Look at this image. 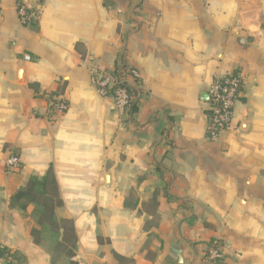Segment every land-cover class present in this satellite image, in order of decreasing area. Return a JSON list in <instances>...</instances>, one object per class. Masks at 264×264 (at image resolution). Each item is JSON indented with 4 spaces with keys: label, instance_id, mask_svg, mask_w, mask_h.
<instances>
[{
    "label": "crops",
    "instance_id": "obj_1",
    "mask_svg": "<svg viewBox=\"0 0 264 264\" xmlns=\"http://www.w3.org/2000/svg\"><path fill=\"white\" fill-rule=\"evenodd\" d=\"M121 63L140 74L124 118L92 83ZM231 71L242 90L213 141L206 94ZM50 169L74 234L15 198ZM215 240L226 264H264V0H0V264H213Z\"/></svg>",
    "mask_w": 264,
    "mask_h": 264
},
{
    "label": "built area",
    "instance_id": "obj_2",
    "mask_svg": "<svg viewBox=\"0 0 264 264\" xmlns=\"http://www.w3.org/2000/svg\"><path fill=\"white\" fill-rule=\"evenodd\" d=\"M16 11L23 25L38 21L41 15L39 7L23 1L16 3ZM24 60L31 61V55L24 54ZM92 83L100 96L113 99L121 118L132 112L137 100L134 90L140 86V74L135 68H128L123 63L113 70L94 67ZM242 86L243 75L240 71H231L213 80L208 90L207 136L210 140H218L221 133L231 126ZM67 109L68 102L60 94L51 98V110L54 115L64 113ZM5 167L7 171L18 170L21 167L20 156L11 152L5 160ZM2 248L0 244V251ZM205 259L213 264H226L225 247L222 242L212 241L205 252Z\"/></svg>",
    "mask_w": 264,
    "mask_h": 264
},
{
    "label": "trees",
    "instance_id": "obj_3",
    "mask_svg": "<svg viewBox=\"0 0 264 264\" xmlns=\"http://www.w3.org/2000/svg\"><path fill=\"white\" fill-rule=\"evenodd\" d=\"M15 198H26L27 201H32L41 206L43 209L41 221H49L52 226H63L65 229H70V231L74 234V230L70 226L69 220L64 219L57 222L54 218V210L57 207L62 206V202L60 200L58 183L54 177L52 169H50L47 176L42 179L37 176H32L25 190H20L15 195ZM25 205L26 204H23V206ZM2 255H4V248L0 251V256L2 257Z\"/></svg>",
    "mask_w": 264,
    "mask_h": 264
},
{
    "label": "water",
    "instance_id": "obj_4",
    "mask_svg": "<svg viewBox=\"0 0 264 264\" xmlns=\"http://www.w3.org/2000/svg\"><path fill=\"white\" fill-rule=\"evenodd\" d=\"M235 32L237 33L238 32V29H236ZM206 95H208V99H209V94H206Z\"/></svg>",
    "mask_w": 264,
    "mask_h": 264
}]
</instances>
